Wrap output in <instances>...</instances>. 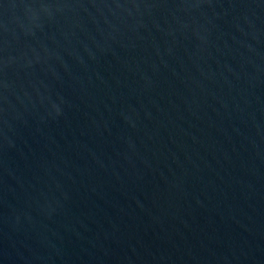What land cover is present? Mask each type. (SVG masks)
I'll use <instances>...</instances> for the list:
<instances>
[{"label": "water", "instance_id": "obj_1", "mask_svg": "<svg viewBox=\"0 0 264 264\" xmlns=\"http://www.w3.org/2000/svg\"><path fill=\"white\" fill-rule=\"evenodd\" d=\"M0 264H264V0H0Z\"/></svg>", "mask_w": 264, "mask_h": 264}]
</instances>
